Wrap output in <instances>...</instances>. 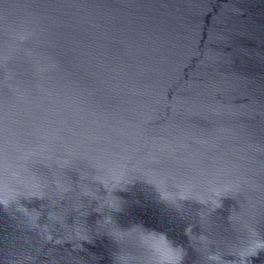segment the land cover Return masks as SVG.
<instances>
[{
  "label": "water",
  "instance_id": "water-1",
  "mask_svg": "<svg viewBox=\"0 0 264 264\" xmlns=\"http://www.w3.org/2000/svg\"><path fill=\"white\" fill-rule=\"evenodd\" d=\"M0 264H264V0H0Z\"/></svg>",
  "mask_w": 264,
  "mask_h": 264
}]
</instances>
